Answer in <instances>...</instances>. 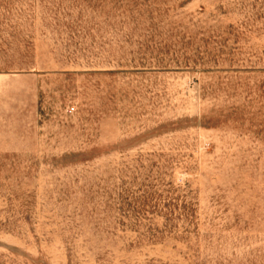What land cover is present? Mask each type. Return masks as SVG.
<instances>
[{
    "label": "rangeland",
    "instance_id": "374dc122",
    "mask_svg": "<svg viewBox=\"0 0 264 264\" xmlns=\"http://www.w3.org/2000/svg\"><path fill=\"white\" fill-rule=\"evenodd\" d=\"M0 264H264V0H0Z\"/></svg>",
    "mask_w": 264,
    "mask_h": 264
}]
</instances>
